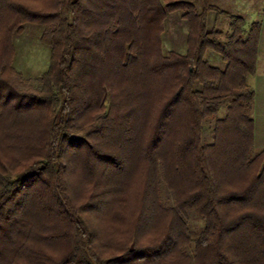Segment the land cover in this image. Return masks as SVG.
<instances>
[{
  "label": "trees",
  "instance_id": "obj_1",
  "mask_svg": "<svg viewBox=\"0 0 264 264\" xmlns=\"http://www.w3.org/2000/svg\"><path fill=\"white\" fill-rule=\"evenodd\" d=\"M28 26L49 51L33 80ZM260 34L191 0H0V264H264Z\"/></svg>",
  "mask_w": 264,
  "mask_h": 264
},
{
  "label": "rangeland",
  "instance_id": "obj_2",
  "mask_svg": "<svg viewBox=\"0 0 264 264\" xmlns=\"http://www.w3.org/2000/svg\"><path fill=\"white\" fill-rule=\"evenodd\" d=\"M197 9L203 3L213 5L220 10L231 14L240 15L245 19L246 28L250 23L259 21L261 23V35L259 40V53L257 57L256 72L249 76L246 81L253 89L255 98L252 107V118L254 120V152L264 149V0H191ZM214 15L208 17V26H213ZM216 28L226 30L227 21L219 18L215 24ZM186 25L181 20L179 13H172L164 21V33L162 35L164 52L175 51L183 54L185 52ZM39 30L35 27H26L24 33L14 39L15 60L14 66L24 78L33 80L40 76L47 68L49 51L38 39ZM210 63L221 66L220 58L209 53L207 56ZM197 222V221H196ZM194 227L196 225L195 221Z\"/></svg>",
  "mask_w": 264,
  "mask_h": 264
},
{
  "label": "crops",
  "instance_id": "obj_3",
  "mask_svg": "<svg viewBox=\"0 0 264 264\" xmlns=\"http://www.w3.org/2000/svg\"><path fill=\"white\" fill-rule=\"evenodd\" d=\"M261 35V34H260ZM260 40V39H259ZM258 47H259V44H258ZM259 50V49H258Z\"/></svg>",
  "mask_w": 264,
  "mask_h": 264
}]
</instances>
